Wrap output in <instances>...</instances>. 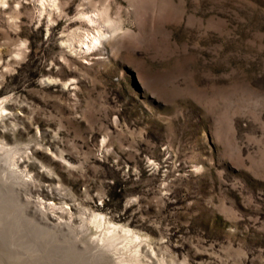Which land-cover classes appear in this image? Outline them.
Wrapping results in <instances>:
<instances>
[{"label":"rangeland","instance_id":"374dc122","mask_svg":"<svg viewBox=\"0 0 264 264\" xmlns=\"http://www.w3.org/2000/svg\"><path fill=\"white\" fill-rule=\"evenodd\" d=\"M0 190V264H264V0H0Z\"/></svg>","mask_w":264,"mask_h":264},{"label":"bare ground","instance_id":"6f19581e","mask_svg":"<svg viewBox=\"0 0 264 264\" xmlns=\"http://www.w3.org/2000/svg\"><path fill=\"white\" fill-rule=\"evenodd\" d=\"M98 40H99V38H93L92 37V39H90V45L91 46H89V45H87L86 46V49H88V48H92V46H94L95 45V43L96 42H98ZM14 153V152H13ZM8 156V155H7ZM9 157V156H8ZM5 167V166H4ZM12 174V173H11ZM7 175V174H6ZM1 191V190H0ZM51 192H52V195H53V197H50V200H53L52 202L54 203V202H58V201H61V200H63V198L61 197V196H59V194L58 193H54L52 190H50ZM4 195V194H3ZM114 231V230H113Z\"/></svg>","mask_w":264,"mask_h":264}]
</instances>
